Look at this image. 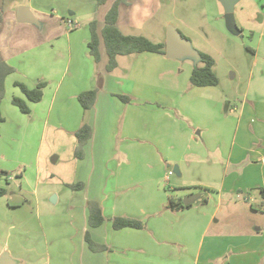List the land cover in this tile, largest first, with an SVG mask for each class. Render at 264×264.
Listing matches in <instances>:
<instances>
[{
    "label": "crops",
    "instance_id": "0c3cea01",
    "mask_svg": "<svg viewBox=\"0 0 264 264\" xmlns=\"http://www.w3.org/2000/svg\"><path fill=\"white\" fill-rule=\"evenodd\" d=\"M116 1L107 0L99 6L97 0H45L48 5L44 6L50 9H44L38 5L44 3L38 0L33 3L34 6L31 3L28 6L37 23L19 22L18 11L4 9L0 5L3 14L0 54L7 63L10 62L11 52L16 53L17 49L44 46V49L38 50L37 53L43 54L46 64L50 66V78L56 80L64 70L70 73L68 84L64 85L60 80L52 93L49 113L57 109L71 119L78 118L79 123L76 124L81 126L85 111L80 106L78 95L84 90L96 88L100 84L99 79L101 80L102 87L96 104L91 110H87L91 113L87 123L91 125L93 133L84 146L85 155L80 158L81 163L88 159V149L93 141L96 143L100 127H105L109 132L105 153L110 156L113 150V105L131 114L133 127L127 126L125 131H128V128L133 129L146 117L149 105L156 106L153 105V99L146 97L145 88L136 86L135 66L137 62L141 64L145 59L161 63L165 61L163 54L143 52L119 55L118 66L112 71H107L108 58L105 56L107 52L103 40L100 45L99 63L95 62L90 52V23L97 20L98 32L101 34L106 14ZM55 4L60 7V11H56ZM161 8L162 0H124L119 5L117 25L125 34L139 35L135 32L143 30L158 15ZM62 10L64 13H61ZM69 18L78 22L79 27L70 30L67 25ZM83 21L86 22L83 31L89 29L87 34L77 30ZM8 26L11 27L10 31L3 35ZM254 39L258 41V47L255 49V55L258 56L264 47L262 31L257 33ZM45 45H48L49 49ZM133 57L135 58L131 61ZM123 58L127 59V64L120 72ZM260 61L257 60L256 64ZM189 68L190 76L192 67ZM116 75L122 76L129 84L125 89L116 91L111 88L109 80ZM190 89L192 92L188 101L181 107L184 111L189 110L190 115L177 109L189 120L188 128L178 122L170 123L167 126L168 134L156 141L162 150L175 149L180 143L188 144L190 165L184 164L176 155L168 157L166 153L160 160V165L156 163L148 166L141 161L134 162L132 173H129V179L125 181L114 178L111 164L106 160L95 162L91 173V164L88 162L79 177L85 182H76L84 184L81 189L71 188L69 185L76 183L68 181L57 190L58 202L66 200L70 204L72 201L71 206L78 210L72 215L71 222L75 220L76 227L70 237L69 250L56 249L57 241H53L46 234L42 238L36 237L29 228L20 229L13 224L3 225V222L0 223V256L8 252L11 258L17 261L15 264H145L151 255L156 258V264H264V61L254 67L250 81L244 89L235 88L229 94L219 92L216 86H198ZM121 92L129 93L131 102H125L126 105H123L118 97ZM212 102L214 106L211 105ZM33 103L29 102L30 105ZM186 105L191 108L187 109ZM156 108L160 109L157 106ZM134 131L136 149L145 150L147 146L141 141L142 129L136 126ZM162 162L176 163L174 171L177 167L176 172L183 181L178 183L179 186H184L183 190L189 186L179 197L205 192L202 197H207V202L201 201V197L191 207L181 210L182 212L163 213L162 216L153 218L152 222L148 221L147 229H114V217L142 219L139 216L147 213L146 204L133 208L125 201L127 196L134 194L135 200L152 203V196L145 199L143 192L150 180V171L155 168L163 169ZM193 162L194 173H191ZM142 164L143 175L140 170ZM88 175L90 177H86ZM186 178L191 179L186 181ZM155 179L158 180L157 188L162 190L169 175L164 171ZM9 180H13V177H8L6 181ZM186 182H190V185H185ZM133 185L139 188L126 193ZM54 192L56 191L53 190L50 194ZM138 194L142 196L137 197ZM112 195H116L114 204L108 205L107 208L111 212H106L104 202L110 200ZM5 196L7 194L0 198ZM89 202H98L102 207L105 221L101 225H90ZM19 207L21 206L15 205L13 208ZM11 209L12 206H8L6 211ZM221 213L223 215L219 219ZM165 220L173 221L171 230L161 226ZM87 232H90L97 248H90L86 239ZM171 242L177 249L180 246L182 253L171 250ZM100 245L107 248L101 249Z\"/></svg>",
    "mask_w": 264,
    "mask_h": 264
},
{
    "label": "rangeland",
    "instance_id": "374dc122",
    "mask_svg": "<svg viewBox=\"0 0 264 264\" xmlns=\"http://www.w3.org/2000/svg\"><path fill=\"white\" fill-rule=\"evenodd\" d=\"M1 1L0 5L4 9L18 11L20 5L29 6L31 3L34 6L38 0H4L3 3ZM40 1L44 3L38 4L41 8L50 9L44 6L48 5L44 2L45 0ZM55 5L56 11H60V7ZM61 13L64 11L62 10ZM234 16L238 25L244 29L243 33L234 34L228 29L225 20V8L219 0H162V8L158 15L143 30L135 33L144 35L153 42H166L167 26L169 24L174 25L185 37L191 40L194 48L214 58L213 68L220 80L216 89L219 92L229 94L235 88L244 89L250 81L254 67L264 61V47L256 56L255 49L258 47V41L254 39L255 35L261 31L264 35V25H262L264 0H240L236 4ZM84 22L77 29L79 33L84 32L86 23ZM10 29L11 27L8 26L3 35H6ZM84 33H89V29H86ZM45 46L49 49L48 45ZM42 49L44 46L26 48L25 50L17 49L16 53L11 52L12 56L8 63L14 67L15 71L6 79L5 96L0 105L2 117L5 119L4 122H0V170L8 172V175L0 173V186L7 187L8 190L7 196L0 198V223L4 222L3 225L13 224L20 229L29 228L36 237L42 238L46 234L53 241H57L56 249L69 250L70 237L76 227L75 220L73 223L71 222L72 215L78 210L71 206L72 201L70 204L66 200L52 202L51 197L55 194L58 199L57 190L65 182H85L79 177L88 162L91 164L89 169L91 173V168L95 162L106 160L107 163L111 164L110 168L114 171V178L118 177L125 181L129 179V173H132L131 168L135 166L134 162L141 161L147 163L148 166L156 165V163L160 165V160L164 155L166 156V153L168 157L174 154L184 164L190 165L188 144L180 143L175 149L162 150L156 141L168 134L167 126L170 123L178 122L183 127L188 128L189 120L183 117L177 109H181L182 104L187 103L190 92H192L189 67L191 66L193 71L195 64L202 65V62L194 63L195 61L191 59H171L166 55H163L165 61L161 63L151 62L147 59L142 60L141 64L137 62L134 75L136 86H143L146 97L153 99V105L160 107L157 109L156 106L149 105L146 117H143L140 123L139 120L137 121L139 123L136 125L137 128L142 129L141 141L142 144H146V151L136 149L134 138L136 126L125 131L127 126L133 127L131 114L126 113L125 109L113 105L111 109L114 120L112 124L113 150L110 156L105 153L108 148L109 132L106 131L105 127H100L96 143L93 141L88 149V159L85 163H81V157L76 155L79 146L76 132L84 122L90 120L91 113L84 110L83 122L79 127L76 124L79 123L78 118L71 119L57 109L49 113L52 93L60 80L64 82V85L68 84L70 73L64 70L56 80L50 78V66L46 64L43 54L37 53L38 50ZM105 56L108 58L107 53ZM257 60L261 61L256 64ZM104 64L105 62L102 63L103 66ZM126 64L127 59L123 58L120 72L123 71ZM132 64L133 62L130 63V65ZM102 74L104 75V73ZM16 81L23 82L30 88L35 87V81L46 82L43 99L39 103L29 104L31 107L30 114L22 112L12 102L15 96L27 100L21 88L15 85ZM109 82L111 88L116 91L125 89L124 87L129 85L122 76L118 75L110 78ZM85 91L87 90L82 92ZM121 95L131 97L129 93L123 94L121 92ZM119 99L123 105H126L120 97ZM211 105L214 106V103L212 102ZM186 108L190 109L191 107L186 105ZM182 111L184 114L190 115L189 110ZM84 155L85 148H83L82 157ZM175 165L176 163L172 162H162L163 169L155 168L150 171V180L145 186L146 190L143 192V196L145 199H150L152 196L151 204L150 202L148 204L145 201L135 200L134 194L127 196L125 203L133 206V208L138 207L139 204L142 206L146 204L147 213L139 216L142 217L139 220L144 223L143 229H147L148 221L152 222L153 218L156 219L163 213L182 212L167 208L170 197L178 198L189 188L188 186L183 190L182 187L184 186H179L178 183L183 181L174 171ZM140 170L143 175V164ZM170 170L174 171V174L169 175V179L164 181L165 188L159 190L157 188L158 180L155 178L159 177L160 174L162 175L164 171L168 175ZM190 171L194 173V162ZM8 177H13V180L7 182ZM189 179L191 178H186V181ZM189 183L186 182L185 185H190ZM136 188L139 187L133 185L126 193H129L130 190L134 191ZM142 188L144 189V187ZM53 190L56 192L50 194ZM139 195L141 194H138L137 197ZM115 198L116 195H112L110 200H105L106 212H111L107 206L113 205ZM15 205L21 207L14 209ZM8 206H12L9 212L6 211ZM133 211L138 212L137 210ZM222 215V213L219 214V219ZM172 222L165 220L161 226L171 230ZM72 240L74 241V239ZM169 248L182 253V248L179 246L177 249L172 242L169 243ZM51 253L54 257V249L51 250ZM46 257L44 258L45 261H47ZM156 262V258L151 255L148 256L145 264H156Z\"/></svg>",
    "mask_w": 264,
    "mask_h": 264
},
{
    "label": "trees",
    "instance_id": "16d2710c",
    "mask_svg": "<svg viewBox=\"0 0 264 264\" xmlns=\"http://www.w3.org/2000/svg\"><path fill=\"white\" fill-rule=\"evenodd\" d=\"M107 0H97L98 5L106 3ZM124 0H117L113 6L110 8L105 17V25L102 29L101 34L98 32V21L94 20L90 23L91 30V39L89 41L90 52L94 57L96 63H99L101 60V51L100 45L101 40H103L108 54V62L106 69L107 71H112L118 66V56L119 55H131L139 54L143 52H151L166 55V44L165 42H153L148 37L144 35H135V34H125L117 25L118 16H119V5ZM3 23V14L0 9V27ZM241 31H243L241 29ZM201 52V51H200ZM202 55V65L196 64L191 76L190 84L192 87H203V86H217L219 84V78L217 77L214 71V58L204 52H201ZM15 71L14 67L8 64L0 54V105L5 96V82L7 77ZM100 77V75H99ZM100 84L91 90L81 92L78 95V99L83 106L84 110H91L97 101L99 91L102 87L101 80L99 79ZM16 86H19L27 100L21 97H13V104L17 105L22 112L26 114L31 113V107L29 102L37 103L42 100L44 88L46 86L45 81H39L34 88L28 87L25 83L16 81ZM124 102H131L132 98L126 95H118ZM3 117L0 111V121H3ZM92 127L89 123L84 122L83 125L76 132V137L78 139V149L76 155L83 156V148L89 139L92 137ZM0 173L3 175H8V172L0 170ZM73 189H81L84 184L76 183L69 185ZM8 193V190L4 186H0V196H4ZM205 192H202L204 195ZM201 201L207 202V197H202ZM185 206L183 203L182 197H170L169 203L167 205L168 209L173 211H181L186 208L191 207ZM89 223L92 226L101 225L105 221V216L103 214V209L98 202H89ZM254 208V205H252ZM112 224L114 229H123L126 227L132 228H143L144 223L133 217L126 216H117L112 219ZM86 239L91 249L97 248L95 245L90 232L86 233ZM101 249H106L107 247L101 246Z\"/></svg>",
    "mask_w": 264,
    "mask_h": 264
},
{
    "label": "water",
    "instance_id": "95a60500",
    "mask_svg": "<svg viewBox=\"0 0 264 264\" xmlns=\"http://www.w3.org/2000/svg\"><path fill=\"white\" fill-rule=\"evenodd\" d=\"M225 8V20L228 29L234 34L242 33L241 28L237 24L234 16L235 5L239 0H219ZM17 20L19 22L37 23V19L31 13V10L26 5H21L18 9ZM166 55L172 59H191L195 63L202 60V55L199 50L194 48L190 39L185 37L179 29L174 25L167 26L166 36ZM177 170V167L175 171ZM202 197V192L189 194L183 198L185 206H190L196 203ZM57 196L54 194L51 201L55 202ZM17 261L11 258L8 252H4L0 256V264H15Z\"/></svg>",
    "mask_w": 264,
    "mask_h": 264
},
{
    "label": "built area",
    "instance_id": "2783aa9c",
    "mask_svg": "<svg viewBox=\"0 0 264 264\" xmlns=\"http://www.w3.org/2000/svg\"><path fill=\"white\" fill-rule=\"evenodd\" d=\"M67 25H68L70 30H74V29L79 27V23L75 22L74 20H72L70 18L67 20ZM173 174H174V171H172V170H170L168 173V175H173Z\"/></svg>",
    "mask_w": 264,
    "mask_h": 264
}]
</instances>
